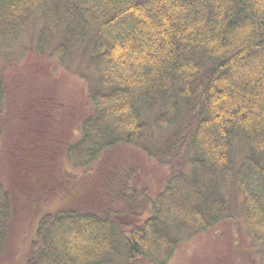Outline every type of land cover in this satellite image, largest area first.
I'll use <instances>...</instances> for the list:
<instances>
[{
	"label": "trees",
	"instance_id": "1",
	"mask_svg": "<svg viewBox=\"0 0 264 264\" xmlns=\"http://www.w3.org/2000/svg\"><path fill=\"white\" fill-rule=\"evenodd\" d=\"M77 57L82 100L59 79ZM0 145V264H169L235 205L264 259V0H0ZM55 157L72 186L51 180ZM17 192L63 202L25 217L22 241Z\"/></svg>",
	"mask_w": 264,
	"mask_h": 264
},
{
	"label": "rangeland",
	"instance_id": "2",
	"mask_svg": "<svg viewBox=\"0 0 264 264\" xmlns=\"http://www.w3.org/2000/svg\"><path fill=\"white\" fill-rule=\"evenodd\" d=\"M33 22H31V25ZM21 28V27H20ZM21 34V40L20 42L24 43L23 47L21 49H18V53H26L24 56V63H21V68L24 69L25 72L31 68H35L39 66L38 63L34 64V61L36 57L39 56V53H37V48L35 43L30 39L32 34H30V30L24 26ZM31 40L32 44H29L28 40ZM42 59H47L45 56H42ZM80 64V58L77 57L75 60L72 61H67L66 64H64V68L60 67L62 70H64L65 73H62L59 76L60 82H65L66 84L63 86L64 90H70L73 86L77 84V90L74 94H77L80 98V100L85 98L84 95V89L86 87L85 82L81 81L79 74V66ZM52 66L49 64L45 68H39V71L42 72L41 76H44L46 72L49 73L44 77L43 82H52L54 77L51 75V73H54V70L52 71ZM72 71L73 75L76 77L72 76L71 73L68 71ZM52 71V72H51ZM73 77V78H72ZM76 78V79H75ZM31 85L34 86V83L31 82ZM16 87H19L18 91H16L12 96L16 97H21L22 94L23 96H29L32 95V89L29 88H22L21 86H18L15 84ZM14 88V87H13ZM39 91V86L35 87ZM14 90V89H10ZM86 110L88 109L87 103H86ZM150 115H153V113H148V122L152 123L153 120L150 118ZM15 117L12 119L10 117H6L5 120H3V124L5 126L9 125L12 123ZM7 130V129H6ZM158 131L155 132H150L155 138H158L156 135ZM8 134V130H7ZM159 139V138H158ZM6 148L2 145H0V154L4 152ZM234 155H235V161L241 160L245 154H246V149L245 145L242 139L237 137L235 140L234 144ZM104 156L107 157V155L104 154ZM139 158L141 155H138ZM57 162L60 163L58 167V163L52 164V176L51 180H54L59 184L57 185L59 188L62 187V189H65L66 184V179H67V185L72 186V180L74 179L73 177H78L80 170L77 169H71V167H63L62 161L58 158ZM113 158V156L111 157ZM54 159V158H53ZM55 160V159H54ZM149 160V159H147ZM56 161V160H55ZM95 165H93L94 167ZM140 169V168H138ZM136 170V178L142 181V170ZM148 174L152 177V181H150V190H152V186H157L158 181L154 177L155 172L152 170L148 171ZM51 176H48V180L50 179ZM70 178V179H69ZM72 179V180H71ZM53 187V186H50ZM153 191V190H152ZM38 193H19L17 192L15 199L13 201V205L16 207V210L14 211V216L11 221L12 226L10 231H13L14 227L17 226V232H19L17 238H20L21 241L23 239L20 234H23L26 232V229L28 228L27 223H26V218L28 220V217L31 221L36 222V218L38 219L40 215L45 212L44 209H57L63 205V202L60 199H56L54 203L52 204L50 201V205L47 207H44L41 209L39 205L36 206L35 204H32V197H36ZM62 196V195H61ZM63 198V197H62ZM243 196H241V199L239 201H242ZM64 201V200H63ZM120 204V203H118ZM235 214L232 216V218L225 219L223 222L220 224L207 229L208 231L203 232L201 234L194 233L193 236L190 239H184L177 252L175 257L171 260L169 264H264V259L262 258V253L258 250L257 244L250 239L249 233L247 231V225L245 222L244 217L242 218V215L238 212V207L235 205ZM21 211V212H20ZM24 215V216H22ZM26 217V218H25ZM240 217V218H238ZM15 232V230H14ZM22 232V233H21ZM34 234V227L33 231H31ZM12 234V232H11ZM10 241L7 240V245L10 247V253L11 255L9 256V260L12 259L14 253L13 251L15 250V247L19 249V252L17 253V256H20V248H21V243L19 240H16L18 245L15 244L14 242H11L8 244ZM21 249H24V246H22ZM217 256H220V261H216ZM134 264H149L146 260L138 261Z\"/></svg>",
	"mask_w": 264,
	"mask_h": 264
}]
</instances>
